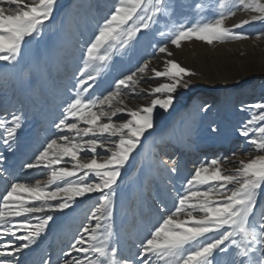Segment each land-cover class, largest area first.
<instances>
[{
    "label": "snow or ice",
    "instance_id": "obj_1",
    "mask_svg": "<svg viewBox=\"0 0 264 264\" xmlns=\"http://www.w3.org/2000/svg\"><path fill=\"white\" fill-rule=\"evenodd\" d=\"M6 2L8 9L0 6V62L14 69L24 45L42 37L54 19L58 0ZM196 7L201 19L189 24L174 19L171 0H116L110 13L96 21V31L88 39L71 30L74 19L66 16L61 21V30L67 22L69 31L54 56L38 62L37 70L49 71L53 60L63 64L67 95L49 121L55 138L38 142L22 164L25 171H46L47 179L43 183L18 180L2 167L6 157L0 152V264H20L21 254L48 232L56 218L66 216L85 199L95 200L84 217L86 223L81 221L55 261L49 255L43 264H264V155L241 159L227 171L219 166V159L201 162L188 173L190 178L170 204L158 199L154 214L133 218L130 245L127 251L120 246L115 219L123 173L146 134L155 128L157 113L174 107L176 93L188 86L186 78L195 73L171 58L163 60V71L149 70L146 60L102 95L97 92L102 69L142 38H150L153 52L171 57L169 42L179 48L182 40L208 45L247 40L245 25L264 24V0H218L209 6L210 16L203 13L202 5ZM238 13L248 18L227 26ZM162 17L168 18L173 31L158 30L168 27L160 24ZM149 71L152 79L169 82L150 89L148 95L154 97L150 103L127 108L120 97L127 89L135 95L139 76ZM8 84V80L0 84L5 89L0 92V149L15 152L27 122L21 99L25 83L23 77L14 81L11 94ZM240 111L252 115L238 127L239 135L252 149L264 152V102L242 105ZM119 117L126 119L118 123L114 118Z\"/></svg>",
    "mask_w": 264,
    "mask_h": 264
},
{
    "label": "rangeland",
    "instance_id": "obj_2",
    "mask_svg": "<svg viewBox=\"0 0 264 264\" xmlns=\"http://www.w3.org/2000/svg\"><path fill=\"white\" fill-rule=\"evenodd\" d=\"M171 2L174 5V19L178 23L187 20L189 24H195L201 19L200 10L196 5H202L203 13L210 16L212 8L209 6L218 3V0H171ZM115 3L116 0H58L54 19L44 30L43 37L31 39L24 45L25 60H21L18 67L22 68L21 76L25 83L21 92L28 118L25 126L31 119L38 121L39 124L34 130L35 136L31 142L23 135L24 131L20 133L19 145L15 152L0 149L6 157L3 164L5 169L13 172L18 180L43 183L47 179L46 171H25L22 164L34 149L33 138L37 137L38 141L46 140L45 136H42L45 124V128L52 136L51 139L55 138L52 135L55 130H52L48 122L55 116L60 99L66 98L67 95L63 87L67 83V73L63 64L53 60L50 70L42 73L37 70L38 62L45 57L54 56L57 46L65 38L64 33L69 31V28L66 22L62 31L61 21L65 20L66 16L75 20L71 30L88 39L96 31V21L109 14ZM0 6L6 9L10 7L6 0ZM14 8L12 5L11 9ZM247 18L246 14L238 13L226 23L230 27L231 24ZM160 24H167L168 27L158 30L168 32L174 30L167 17H162ZM242 31L247 32L250 38L214 42L212 45L195 39L182 40L179 48L169 42L168 50L172 53L171 57L153 52L149 44L150 38H142L135 48L122 56H115L102 69L97 89L102 95L113 91L117 79L130 75L146 60L153 63L148 65L149 70L155 68L163 71V60L171 58L195 73L191 78H186L189 81L188 86L181 87L176 93L174 107L168 112L157 113L155 128L146 134L142 145L123 173L117 195L115 223L120 246L124 251H127L130 245L128 232L131 231L130 222L133 218L139 213H143L146 219L154 214L158 207V199L170 204L175 192L182 191V185L190 178L188 173L194 171L201 162L219 159V166L227 171L237 167L241 159L247 160L256 155H264V152L252 149L237 131L240 124L250 119L252 115L250 112H241V106L264 102V63L259 60L257 51L252 50L264 51V24L255 22L245 25ZM257 34H261L260 38H257ZM68 42L69 44L74 42L70 35ZM244 43L250 45L252 49L247 48L249 58L243 64L235 57H230L228 52L229 47L237 48L241 57L244 54ZM79 63L82 67V60ZM8 73L4 63L0 62V84L7 77L9 82L7 91L11 94L14 78ZM151 76V71L139 76L135 95L130 94L132 89L124 91L120 98L127 108L136 109L150 103L154 98L148 95L150 89L169 82L164 78L152 79ZM223 77H228L229 81L221 85ZM4 90L0 87V92ZM205 104L208 105L207 110L203 108ZM2 114L0 112V116ZM124 119L126 117L114 118L118 123ZM173 167L176 168L174 173L170 171ZM2 182L3 179L0 177V183ZM261 199L264 200V196ZM94 204V199H85L66 216H58L48 232L21 254L20 264H43V260L49 255L55 261L61 255V249L66 247L73 231L88 215ZM84 222L86 223V220Z\"/></svg>",
    "mask_w": 264,
    "mask_h": 264
},
{
    "label": "bare ground",
    "instance_id": "obj_3",
    "mask_svg": "<svg viewBox=\"0 0 264 264\" xmlns=\"http://www.w3.org/2000/svg\"><path fill=\"white\" fill-rule=\"evenodd\" d=\"M14 10V9H13ZM44 36H46V35H44ZM43 37V36H42ZM44 39H41V41H43ZM39 42V41H38ZM43 42H45V41H43ZM32 45V44H31ZM47 45V44H46ZM54 45V44H53ZM35 46H37V45H34V47ZM228 46V45H227ZM244 54L240 57L239 56V53L237 52L238 51V49L237 48H231V47H229V52H228V55H230V57H235L236 58V60H239L240 62H242L243 64H244V62H246L247 61V59L249 58V54H248V50H247V48H249V49H252L251 48V46L250 45H248V44H246V43H244ZM46 47V46H45ZM44 47V48H45ZM51 47V46H50ZM24 49L25 48H23V51H22V53H21V56H20V59H19V63L21 62V60H25L24 58H25V53H24ZM32 49V48H31ZM252 50H255V51H257V53H258V58H259V60L262 62V63H264V51L262 50V49H252ZM50 52V51H49ZM211 52V51H210ZM255 53V52H254ZM37 61V60H36ZM19 63L16 65V67L14 68V69H6V70H8V74H9V76H13V78H14V80L13 81H16V80H18V79H20L22 76H21V67H18L19 66ZM150 64H153L152 62H149V65ZM19 68V69H18ZM192 77V75L191 76H189L188 78H191ZM220 77V76H219ZM4 80H7V77L6 78H4L3 79V81ZM204 80V79H203ZM227 81H229V78L228 77H223L222 78V81H220V84L221 85H224ZM5 91V90H4ZM47 103V102H46ZM3 115V114H2ZM30 117V116H29ZM9 119H10V116H9ZM28 119V118H27ZM47 123V122H46ZM49 123V122H48ZM38 121H36V120H30L29 121V124H27V126H25V128H24V133H23V135H25V137H26V139L29 141V142H31V140H32V137H34L35 135H34V130L37 128V126H38ZM29 125V126H28ZM45 126H46V124L44 125V129H43V131H42V136L44 135L45 136V138H47V139H51V135H50V133H49V131H47V128H45ZM50 126V125H49ZM52 130H54V128H52ZM27 131V132H26ZM0 132H2V130H0ZM22 133V132H21ZM43 136V137H44ZM43 137H42V140H43ZM33 140H34V142L32 143L33 145H34V148H35V146L37 145V143L38 142H46V140H43V141H41V140H37V137H35V139L33 138ZM30 146H32V145H30ZM2 167H4V165H2ZM5 168V167H4ZM3 179V178H2Z\"/></svg>",
    "mask_w": 264,
    "mask_h": 264
}]
</instances>
